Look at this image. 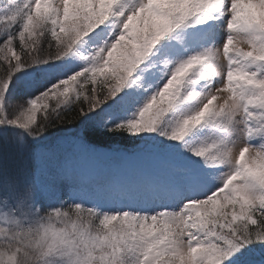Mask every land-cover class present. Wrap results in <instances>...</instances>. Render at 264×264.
<instances>
[{
	"label": "snow or ice",
	"instance_id": "snow-or-ice-1",
	"mask_svg": "<svg viewBox=\"0 0 264 264\" xmlns=\"http://www.w3.org/2000/svg\"><path fill=\"white\" fill-rule=\"evenodd\" d=\"M0 264H264V0H0Z\"/></svg>",
	"mask_w": 264,
	"mask_h": 264
},
{
	"label": "rangeland",
	"instance_id": "rangeland-1",
	"mask_svg": "<svg viewBox=\"0 0 264 264\" xmlns=\"http://www.w3.org/2000/svg\"><path fill=\"white\" fill-rule=\"evenodd\" d=\"M70 62L71 63H79L78 59H73ZM75 131L76 130L72 131V129H70L68 134L71 135V133H73ZM75 162L77 165L84 167V168L92 167L94 165V161H92L88 157L77 158V160Z\"/></svg>",
	"mask_w": 264,
	"mask_h": 264
},
{
	"label": "trees",
	"instance_id": "trees-1",
	"mask_svg": "<svg viewBox=\"0 0 264 264\" xmlns=\"http://www.w3.org/2000/svg\"><path fill=\"white\" fill-rule=\"evenodd\" d=\"M21 91H24V89L22 88ZM77 127H78V125H77ZM74 130H76V129H72V131H74ZM73 133H74V132H73ZM73 133H72V134H73ZM125 143H131V141H125Z\"/></svg>",
	"mask_w": 264,
	"mask_h": 264
}]
</instances>
